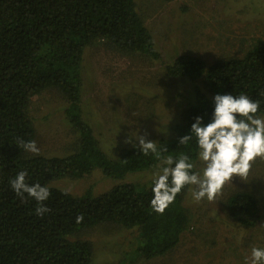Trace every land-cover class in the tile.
<instances>
[{
    "label": "trees",
    "instance_id": "1",
    "mask_svg": "<svg viewBox=\"0 0 264 264\" xmlns=\"http://www.w3.org/2000/svg\"><path fill=\"white\" fill-rule=\"evenodd\" d=\"M98 43L122 55L137 52L161 60L136 0H0V264H92V242L73 236L95 225L139 229L141 243L136 252L141 258L170 252L190 227L184 204L187 189L164 215H157L150 207L152 183L146 187L123 182L103 194L87 190L76 195L53 182L82 178L95 169L123 179L180 153L194 163L195 139L185 146L178 138L190 131L195 117L210 121L217 93H243L258 99V115L264 117V40L250 46L243 56L211 63L179 54L165 70L197 85L184 121L174 126L171 138L157 143L158 149L166 147L167 151H161L158 159L129 147L122 150L119 160H111L81 116L83 61L88 48ZM53 85L69 102L67 116L79 134V147L60 157L30 155L18 142L36 138L29 106L33 96ZM22 170L28 173L27 183L50 190L44 202L50 211L43 217L35 213L37 201L27 194L22 200L10 187L9 180ZM225 203L229 216L242 225L251 226L257 220V197L250 189H234ZM80 215L83 221L77 223Z\"/></svg>",
    "mask_w": 264,
    "mask_h": 264
},
{
    "label": "rangeland",
    "instance_id": "2",
    "mask_svg": "<svg viewBox=\"0 0 264 264\" xmlns=\"http://www.w3.org/2000/svg\"><path fill=\"white\" fill-rule=\"evenodd\" d=\"M136 1L161 60L137 52L122 55L98 43L88 48L83 61L81 116L111 160H119L122 150L132 147L124 143L128 135L147 133L157 144L161 138H171L174 126L184 121L186 109L195 101L197 82L168 75L165 66L174 57L191 54L211 63L243 56L264 40V0ZM62 97L55 85L32 97L29 114L39 155L66 156L79 147V134L67 116L69 102ZM193 164L202 173L198 158ZM158 166L123 179L95 169L85 177L62 178L53 184L76 195L87 190L103 194L123 182L149 187ZM234 189H250L257 197L258 217L251 226L242 225L225 209ZM184 204L190 227L176 247L162 256H138L137 228L95 225L73 238L92 242V264H244L252 246L264 247V162L257 161L246 180L236 177L228 182L216 201L196 204L189 192Z\"/></svg>",
    "mask_w": 264,
    "mask_h": 264
},
{
    "label": "clouds",
    "instance_id": "3",
    "mask_svg": "<svg viewBox=\"0 0 264 264\" xmlns=\"http://www.w3.org/2000/svg\"><path fill=\"white\" fill-rule=\"evenodd\" d=\"M213 102L210 121L204 123L203 117H195L190 131L178 138V143L185 146L195 139L197 158L203 164L202 173L193 170L195 165L189 155L180 153L176 157L163 158L158 170L152 174L150 207L157 215H164L185 189L196 204L205 200L214 202L228 182L236 177L246 180L255 163L264 162V117L258 115L260 101L243 93L236 96L217 93ZM147 136V133L135 138L128 135L124 143L131 144L144 156L151 154L159 159L161 151H167V148L158 149L155 141ZM18 142L25 151L39 155L35 141ZM27 176V171L18 172L9 180L10 187L22 200L27 194L37 201L35 213L43 217L50 211L44 206L50 190L39 183H27ZM82 221L83 215L78 216L77 223ZM244 264H264V247L252 246Z\"/></svg>",
    "mask_w": 264,
    "mask_h": 264
}]
</instances>
